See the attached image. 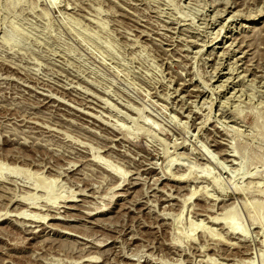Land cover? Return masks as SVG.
I'll return each instance as SVG.
<instances>
[{
  "label": "rangeland",
  "instance_id": "1",
  "mask_svg": "<svg viewBox=\"0 0 264 264\" xmlns=\"http://www.w3.org/2000/svg\"><path fill=\"white\" fill-rule=\"evenodd\" d=\"M0 264H264V0H0Z\"/></svg>",
  "mask_w": 264,
  "mask_h": 264
},
{
  "label": "bare ground",
  "instance_id": "2",
  "mask_svg": "<svg viewBox=\"0 0 264 264\" xmlns=\"http://www.w3.org/2000/svg\"><path fill=\"white\" fill-rule=\"evenodd\" d=\"M263 9V8H262ZM260 10V9H259ZM258 10V11H259ZM260 12H262V11H260ZM260 12L257 14V13H255V14H253L254 16L255 15H259L260 14ZM250 15H252V14H250ZM254 16H252V18L249 20V21H251V22H253V21H255V17ZM230 18V17H229ZM259 36V35H258ZM256 51V50H255ZM232 150V149H231ZM233 152V151H232ZM236 154V153H235ZM119 171V170H118ZM13 172H17L16 170H13ZM116 175H119V173H117V172H114ZM123 175V174H122ZM117 177V176H116ZM121 177V176H120ZM119 177V178H120ZM122 179V178H121ZM49 186V182H47V181H39L38 183H37V185H36V187H40L42 190H47V187ZM25 199H28V200H24V202H26V204L27 203H30V204H32V203H34V200H35V197L34 196H28V197H26ZM226 211V210H225ZM21 213H23V212H21ZM228 215V212L226 211L224 214H223V216H222V218H221V220L220 221H223L224 223H225V225L227 226V228H229L230 230H236V229H238V226H237V224L235 223V221H234V217H230V218H228L229 216H227ZM214 219H216V217H214ZM220 219V218H219ZM217 220H218V218H217ZM241 252V251H240ZM240 254H244V252H241Z\"/></svg>",
  "mask_w": 264,
  "mask_h": 264
}]
</instances>
